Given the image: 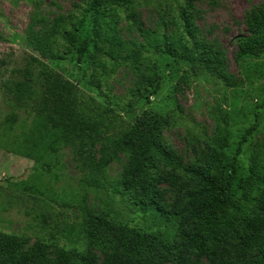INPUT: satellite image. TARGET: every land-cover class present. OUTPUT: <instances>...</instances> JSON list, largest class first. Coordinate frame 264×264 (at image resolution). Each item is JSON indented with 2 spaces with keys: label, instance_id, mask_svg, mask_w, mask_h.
Here are the masks:
<instances>
[{
  "label": "rangeland",
  "instance_id": "obj_1",
  "mask_svg": "<svg viewBox=\"0 0 264 264\" xmlns=\"http://www.w3.org/2000/svg\"><path fill=\"white\" fill-rule=\"evenodd\" d=\"M173 1L137 0L133 18L120 11L117 35L128 60L109 62L101 34L79 65L78 43L67 35L85 16L83 0H0V254L38 241L51 246V256L56 247L84 252L83 208L173 240L175 225L133 206L120 185L123 137L144 110L168 119L165 143L185 165L205 155L220 128L234 155L256 126L240 164L264 174V50L236 58L264 0H202L192 11L199 39L225 53L223 78L149 46L155 34L177 28ZM147 57L161 78L155 95L141 92ZM50 114L60 117L59 127ZM104 156L111 160L105 169Z\"/></svg>",
  "mask_w": 264,
  "mask_h": 264
},
{
  "label": "trees",
  "instance_id": "obj_2",
  "mask_svg": "<svg viewBox=\"0 0 264 264\" xmlns=\"http://www.w3.org/2000/svg\"><path fill=\"white\" fill-rule=\"evenodd\" d=\"M201 1L174 0L177 28L170 35L155 34L149 46L223 78L225 53L199 39L192 11ZM83 5L85 16L77 18L67 35L78 43V64L87 61L93 40L101 34L107 44L103 56L109 62L128 60L123 57L126 45L117 35V25L122 9L134 17L141 7L137 0H83ZM248 30L251 35L241 41L238 60L264 50V5L250 17ZM44 44L40 39L38 46ZM5 64L0 63V72ZM147 68L149 76L141 92L158 94L161 78L156 64L150 61ZM48 117L54 127L60 126V117ZM167 125L168 119L153 110H144L136 119L122 141L125 163L120 185L133 206L155 211L175 225L173 240L83 208L84 252L56 247L51 256V246L38 241L0 254V264H264V174L254 168L243 172L240 164L242 148L256 126L245 133L234 155L227 153L230 137L220 128L213 143L205 142V155L185 165L165 143ZM110 163L104 156L100 166L105 169Z\"/></svg>",
  "mask_w": 264,
  "mask_h": 264
}]
</instances>
